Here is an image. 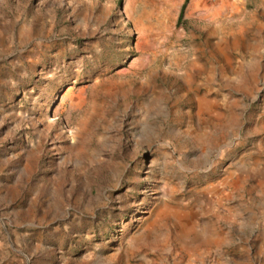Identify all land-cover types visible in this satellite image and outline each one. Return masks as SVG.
<instances>
[{"label": "rangeland", "instance_id": "obj_1", "mask_svg": "<svg viewBox=\"0 0 264 264\" xmlns=\"http://www.w3.org/2000/svg\"><path fill=\"white\" fill-rule=\"evenodd\" d=\"M0 264H264V0H0Z\"/></svg>", "mask_w": 264, "mask_h": 264}, {"label": "trees", "instance_id": "obj_2", "mask_svg": "<svg viewBox=\"0 0 264 264\" xmlns=\"http://www.w3.org/2000/svg\"><path fill=\"white\" fill-rule=\"evenodd\" d=\"M185 6H186V2L182 5L181 12L179 15V20H181L183 18Z\"/></svg>", "mask_w": 264, "mask_h": 264}]
</instances>
